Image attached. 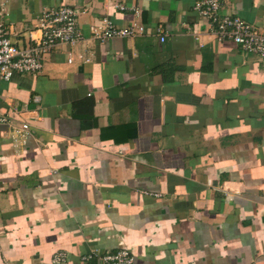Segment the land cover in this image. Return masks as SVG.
<instances>
[{
	"label": "crops",
	"instance_id": "0c3cea01",
	"mask_svg": "<svg viewBox=\"0 0 264 264\" xmlns=\"http://www.w3.org/2000/svg\"><path fill=\"white\" fill-rule=\"evenodd\" d=\"M1 1L19 48L62 5L85 41L2 83L0 264H264V58L218 40L198 0ZM221 13L264 34V0ZM105 18L144 31L100 43Z\"/></svg>",
	"mask_w": 264,
	"mask_h": 264
},
{
	"label": "built area",
	"instance_id": "2783aa9c",
	"mask_svg": "<svg viewBox=\"0 0 264 264\" xmlns=\"http://www.w3.org/2000/svg\"><path fill=\"white\" fill-rule=\"evenodd\" d=\"M223 0H198L194 6L195 12L205 19L218 40H233L241 50L264 58V34L254 26L236 15H223L221 6ZM3 4L0 0V89L3 82L14 76L30 73L37 76L43 69V57L60 44H76L84 42L85 38L77 25V12L68 5L45 10L40 17L42 38L33 45L19 48L11 41L3 19ZM119 7H122L119 5ZM158 31L159 28L157 29ZM93 38L100 43L116 36H132L144 31L135 22L120 28L105 18L100 24L91 27ZM165 37H161L164 41ZM6 117L0 114V122ZM30 130V124L24 122L16 129V133L25 136ZM100 259V264H135L134 255L127 249L115 252L98 253L90 250L82 256L83 261L93 257ZM69 254L64 250L56 252L51 264H67Z\"/></svg>",
	"mask_w": 264,
	"mask_h": 264
}]
</instances>
